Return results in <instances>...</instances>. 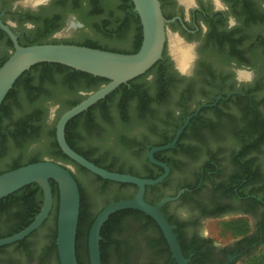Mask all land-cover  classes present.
Listing matches in <instances>:
<instances>
[{
    "label": "flooded vegetation",
    "instance_id": "obj_1",
    "mask_svg": "<svg viewBox=\"0 0 264 264\" xmlns=\"http://www.w3.org/2000/svg\"><path fill=\"white\" fill-rule=\"evenodd\" d=\"M99 1L96 0L97 7L98 4L103 7L104 1ZM159 2L167 20L161 60L165 62L162 84L166 89L163 92L168 100L166 106H170L169 120L182 125L190 115L185 116L186 112H194L201 105H213L202 108L190 120L177 156L185 162L179 175L191 185L197 184V194L181 203L178 198L174 201L176 205L166 211L185 224L181 238L196 247L198 264H241L246 255L264 251V0H223L228 11L221 12L213 11L212 0H198L200 7L190 12L188 20L177 0ZM16 5L17 0H0V20L17 36L20 46L27 45L31 36H49L46 40L49 43L85 45L83 39L70 36H92L84 31L87 27L80 18L99 17L91 15V0H50L46 7L35 11ZM230 17L236 20L231 29ZM26 22L34 25V30L26 29ZM171 33H179L186 41L198 45V60L191 77H182L174 70L169 57ZM12 51V42L0 29V62ZM234 66L251 69L252 83L237 86ZM158 72L159 68H154L146 80L154 81ZM76 94L84 97L87 93L76 91ZM57 110V106L49 108V122L55 119ZM194 136L200 143L195 142ZM189 148L196 149L195 160L183 154ZM209 159L210 163H205ZM208 176H212V183ZM167 178L165 185L145 189L144 196L168 197L177 177L172 174ZM108 186L124 192L128 199L136 193L132 187ZM11 208L0 210V239L8 237L22 221L24 210ZM181 208L191 213L188 219L182 220L176 214ZM48 217L26 241L24 238L0 247V264H58L56 257L47 252L50 244L41 245V231ZM212 219L230 223L233 230L244 233L225 244L201 237L203 222ZM192 258L191 254L188 263Z\"/></svg>",
    "mask_w": 264,
    "mask_h": 264
},
{
    "label": "trees",
    "instance_id": "obj_2",
    "mask_svg": "<svg viewBox=\"0 0 264 264\" xmlns=\"http://www.w3.org/2000/svg\"><path fill=\"white\" fill-rule=\"evenodd\" d=\"M103 1V7L99 4L97 7L96 0H91V15L92 17L100 16L110 11L108 18L94 24L92 22L94 19L89 20L83 17L80 19L85 24L92 23L90 28L99 33L101 35L99 37L105 39L106 43L83 38L85 45L78 46L122 54L136 53L142 42V28L132 1ZM48 38L49 36H31L30 42L25 46L55 44L46 42ZM9 56L0 62V67ZM164 63L162 60L158 61L144 75L120 85L104 99L72 118L65 127V139L69 147L91 163L110 172L143 179H156L160 176L163 170L150 164L146 153L152 147L164 146L171 142L175 132L181 126L169 120L170 106H166L168 100L163 97V92L166 90L162 84ZM154 68H159L154 81L146 80ZM107 82L106 79L52 63L38 64L25 72L15 82L0 106V174L45 160L42 154H47L50 157L49 160L58 162L62 166L71 164L76 167L89 181L90 178H94L95 182L101 185L102 190L108 189L110 184L136 189L133 185L114 183L89 173L69 160L61 152L55 139V123L58 117ZM76 91L87 94L79 97ZM51 105L59 107L55 119L49 123L47 113ZM192 112H186L185 116ZM185 134L184 130L175 148L154 154L156 160L166 163L170 168L169 176L174 174L177 177L176 187L170 190L168 197H174L184 189L177 200L180 203L192 199L191 197L197 194L198 190L197 184L191 185L179 175L185 162L179 161L177 156L180 154L181 141L185 138ZM193 139L200 143L197 141L198 137L194 136ZM32 144L38 146L36 154L27 155ZM194 150L196 149L189 148L185 153L183 150V154L190 159L193 156L195 160ZM184 160L187 162L188 159ZM4 161L6 164L1 166ZM210 161L209 159L205 163H210ZM187 163L190 161L188 160ZM74 178L80 194L75 254L78 264H89L87 240L92 222L107 205L128 198L124 192L111 190L110 198L95 212H92L87 195L75 176ZM207 178L211 183L213 182L212 176ZM167 179L156 186L146 187V190L165 185ZM88 185L91 190L94 189L90 182ZM50 187L53 195V208L47 222L43 225L52 224L50 247L47 252H51L59 264L55 244L58 187L52 180H50ZM164 197L166 196L145 195L144 201L150 205H156ZM42 203V190L35 183L0 199V210H12L11 207L24 210L21 223H18V227L10 231L7 236H12L26 228L40 212ZM171 205H176V203H167L160 211L169 225L175 226L173 233L183 256L188 259L192 254L193 258L189 264H198L199 256L196 253V247L187 245L181 238L185 224L176 221L166 211ZM229 224H223L224 232H230L236 237L243 235L244 232L233 230ZM32 235L31 233L30 236ZM100 236L101 264H176L171 258L169 246L158 225L152 218L137 210L126 209L111 214L103 224ZM27 239L25 238L24 241ZM241 264H264V251L246 255L242 258Z\"/></svg>",
    "mask_w": 264,
    "mask_h": 264
},
{
    "label": "water",
    "instance_id": "obj_3",
    "mask_svg": "<svg viewBox=\"0 0 264 264\" xmlns=\"http://www.w3.org/2000/svg\"><path fill=\"white\" fill-rule=\"evenodd\" d=\"M131 1L142 28L141 46L133 54H122L68 44L20 46L17 36L0 20V29L7 34L13 45V51L0 67V106L15 82L33 66L42 63L59 64L108 80L106 84L88 94L77 105L63 112L55 123L57 145L69 160L103 180L136 187V193L132 199L110 203L92 222L87 240L89 264H101L99 243L103 224L111 214L126 209L137 210L152 218L163 233L169 246L171 258L176 264H189L188 259L183 256L176 236L173 233L174 227L169 225L160 211L166 203L176 201L183 193V190H180L174 197L164 198L156 205H150L145 202L144 193L146 187L162 183L170 172L167 164L156 160L154 154L175 148L190 120L196 117L202 108L213 105L197 107L184 120L181 127L177 129L171 142L148 150L146 153L148 162L163 170V173L156 179H143L100 168L72 150L65 139V127L72 118L104 99L120 85L127 84L129 81L144 75L163 57L167 20L162 14L159 0ZM50 180L54 181L58 187L55 244L59 264H78L75 254V238L80 208L79 188L72 171L67 166H62L52 160H42L0 174V199L33 183L41 188L43 194L42 207L34 220L20 232L0 239V247L23 240L37 230L46 220L53 205Z\"/></svg>",
    "mask_w": 264,
    "mask_h": 264
},
{
    "label": "clouds",
    "instance_id": "obj_4",
    "mask_svg": "<svg viewBox=\"0 0 264 264\" xmlns=\"http://www.w3.org/2000/svg\"><path fill=\"white\" fill-rule=\"evenodd\" d=\"M50 0H17V5L23 8H30L33 11L39 9L40 7H46ZM179 7H183L185 10V19H190V12L194 9L200 7L198 0H177ZM213 11L221 12L228 11V6L223 3V0H212ZM12 27L15 24L11 21L9 22ZM229 29L236 26V20L234 18H229ZM25 27L28 30H34L35 26L30 22L25 23ZM171 43L169 57L173 62L174 70L182 77H191L194 74L196 61L198 60V53L196 51L198 45L195 42H188L184 37L180 36L179 33H171ZM179 52L180 55L177 56L175 53ZM235 80L237 86L241 84H251L254 79V73L251 69L247 67H233ZM178 217L182 220H186L190 217L191 213L185 209L181 208L177 210ZM201 237H206L207 233L203 229L200 230Z\"/></svg>",
    "mask_w": 264,
    "mask_h": 264
},
{
    "label": "rangeland",
    "instance_id": "obj_5",
    "mask_svg": "<svg viewBox=\"0 0 264 264\" xmlns=\"http://www.w3.org/2000/svg\"><path fill=\"white\" fill-rule=\"evenodd\" d=\"M110 11L107 13H104L100 15L99 17H96L92 22L93 24L96 22H102L103 19L108 18ZM92 23L86 24L87 29L84 30L85 32H89L92 36H70L75 39H83V38H89L96 41H99L100 43H106V40L99 37L101 36L99 33L95 32L90 28V25H93ZM112 27V26H111ZM59 38L60 36H56ZM126 47V46H125ZM51 107H54L51 105ZM59 107V106H57ZM51 123V121L49 122ZM37 144H32L30 149L28 150L27 155H34L37 151ZM42 158L45 160H49L50 157L47 154H42ZM6 164V161H4L1 166H4ZM66 166L72 171L73 175L76 177V179L79 181L81 187L83 188L85 194L88 197V200L91 204V210L92 212H95L99 207H101L111 196V189L102 190L100 189V184L95 182L94 178H90V181L86 178V176L76 167L72 166L71 164H66ZM89 182L93 186V190L89 187ZM176 187V185L174 186ZM173 189V188H172ZM97 196V197H95ZM51 225L48 223L43 229H42V243L41 245H47L50 241V233H51ZM223 223L219 220H207L203 222L201 229L206 231L207 237L211 238L214 242L217 244H225L231 241L236 236L231 234L230 232H224L222 229Z\"/></svg>",
    "mask_w": 264,
    "mask_h": 264
},
{
    "label": "bare ground",
    "instance_id": "obj_6",
    "mask_svg": "<svg viewBox=\"0 0 264 264\" xmlns=\"http://www.w3.org/2000/svg\"><path fill=\"white\" fill-rule=\"evenodd\" d=\"M170 43H171V39H170ZM175 54H176L177 56H179V55H180V53H179V52H176Z\"/></svg>",
    "mask_w": 264,
    "mask_h": 264
}]
</instances>
